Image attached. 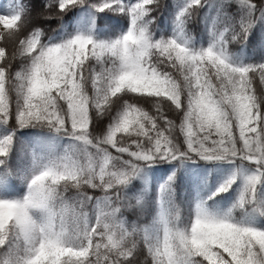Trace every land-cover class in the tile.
Segmentation results:
<instances>
[{"label":"snow or ice","instance_id":"1","mask_svg":"<svg viewBox=\"0 0 264 264\" xmlns=\"http://www.w3.org/2000/svg\"><path fill=\"white\" fill-rule=\"evenodd\" d=\"M165 8L43 0L35 17L55 21L49 30L28 27L27 3L0 2V193L25 189L0 195V264H264V224L217 216L201 202L181 225L175 168L151 220L125 219L129 209L144 214L142 197L126 192L133 179L155 164L196 160L231 165L212 195L239 180L237 205L264 219V0H174L170 35L157 28ZM99 13L127 29L97 38ZM101 20L100 31L110 30ZM197 21L206 47L184 39ZM233 43L260 58L233 61ZM22 129L35 131L21 140Z\"/></svg>","mask_w":264,"mask_h":264},{"label":"trees","instance_id":"2","mask_svg":"<svg viewBox=\"0 0 264 264\" xmlns=\"http://www.w3.org/2000/svg\"><path fill=\"white\" fill-rule=\"evenodd\" d=\"M22 3H27L32 6V19L29 23V28L33 25L43 27L48 26V29L56 27L55 21H42L35 17L36 11L42 6L43 0H21ZM174 0H164L166 6L165 11L162 13L159 21L157 22V28H165V34L170 35L172 33L171 20L175 14L173 11ZM177 7L180 6L182 0H175ZM79 10L73 9V13H77ZM72 13H69L71 16ZM104 17L110 25V30L100 31L101 28H106V25L101 20ZM167 17V23L165 21ZM68 20V17H65ZM73 20V24L68 28L69 31H74L78 25ZM97 28L94 29V35L97 38H107L109 36L114 37L118 32H122L127 29L128 23L125 20L121 22L120 19L111 13H99L96 16ZM159 33H157L158 35ZM184 39L189 47H206L210 42L207 30L197 21L188 24L185 30ZM227 54L230 59L236 62L247 63L255 61L260 58L258 52L254 53L251 49L245 48L241 51L240 46L231 44L228 46ZM108 122V118H102L96 121L97 131L103 129ZM35 130L22 129L20 130V139L26 140L30 137V134ZM175 168L173 189V203L179 208V216L181 225H187L194 214V208L197 203H203V207L217 216H223L228 214L233 221L251 222L253 224H264V219L258 217L255 213L250 211L249 206H233L235 197L231 192V188L228 191L219 193L215 196L212 195L220 183L224 181L230 174L231 165L223 162H205L196 160L194 163L188 162L177 167V162L172 163H160L155 164L151 168L145 170V175L135 178L127 186L126 192L129 195L141 196L144 203L143 216L137 220L139 215L138 210L129 209L125 213V219L129 222L147 223L153 216L154 195L155 186L158 179H161L163 183L167 177L173 173ZM228 173V174H226ZM216 176L219 179L216 180ZM181 185V187H179ZM20 189V185L16 190ZM98 194V193H97ZM257 196L260 199H264V184L258 185ZM229 210V213H227Z\"/></svg>","mask_w":264,"mask_h":264},{"label":"rangeland","instance_id":"3","mask_svg":"<svg viewBox=\"0 0 264 264\" xmlns=\"http://www.w3.org/2000/svg\"><path fill=\"white\" fill-rule=\"evenodd\" d=\"M0 2H2V0H0ZM175 11H176V9L173 11V14H175ZM226 174H228V173H226ZM217 179H219L218 176H216V180ZM161 184H162V182H161V179L159 178L158 181H157V184L155 186L153 216L155 215V197H156V192H157V189L160 187ZM173 184H174V182H173ZM179 187H181V185H179ZM238 190H239V180H237L236 183L234 184V186L231 188V192H232L233 196L235 197V200H234V203H233V206H235V207L238 206L237 205ZM24 191H25L24 186L20 185V189L19 190H15L13 192H9V193H6V194L5 193H0V195H7L10 198H19V197H21L23 195ZM227 213H229V210H227Z\"/></svg>","mask_w":264,"mask_h":264},{"label":"clouds","instance_id":"4","mask_svg":"<svg viewBox=\"0 0 264 264\" xmlns=\"http://www.w3.org/2000/svg\"><path fill=\"white\" fill-rule=\"evenodd\" d=\"M137 264H144L142 257H138Z\"/></svg>","mask_w":264,"mask_h":264}]
</instances>
